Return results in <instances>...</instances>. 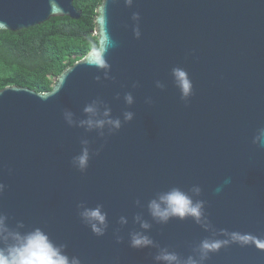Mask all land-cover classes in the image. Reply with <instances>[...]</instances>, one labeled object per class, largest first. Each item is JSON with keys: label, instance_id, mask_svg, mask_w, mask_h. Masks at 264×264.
Returning <instances> with one entry per match:
<instances>
[{"label": "water", "instance_id": "water-1", "mask_svg": "<svg viewBox=\"0 0 264 264\" xmlns=\"http://www.w3.org/2000/svg\"><path fill=\"white\" fill-rule=\"evenodd\" d=\"M81 15L74 0H0V31ZM95 35L99 45L106 37L115 44L106 56L107 77L89 66L87 55L49 92L0 90V213L8 226L43 229L82 264H156L157 248L129 244L131 232L143 231L134 221L141 214L152 225L146 234L181 259L195 255L204 239L227 238L205 264H264V148L253 142L264 128V0H133L131 6L101 0ZM175 67L193 84L186 101ZM93 100L101 102L99 118L108 107L111 118L121 119L118 132L66 123L65 110L86 119L83 109ZM126 111L133 121L124 122ZM82 139L91 153L83 172L71 163ZM193 186L201 188L193 198L205 203L201 224L152 220L147 204L157 193ZM81 203L103 205L105 235L82 222Z\"/></svg>", "mask_w": 264, "mask_h": 264}, {"label": "clouds", "instance_id": "clouds-1", "mask_svg": "<svg viewBox=\"0 0 264 264\" xmlns=\"http://www.w3.org/2000/svg\"><path fill=\"white\" fill-rule=\"evenodd\" d=\"M118 3L119 0H113ZM126 4L131 6L133 0H125ZM139 14L133 15V20L138 21ZM141 35L139 27L135 29V36L139 38ZM114 42L106 37L101 45H93L88 53V64L98 70H103L107 77L111 70L106 56ZM176 87L180 90L181 98L188 100L192 95L193 84L186 70L175 67L172 69ZM99 79V77H97ZM156 86L163 88V85L157 81ZM126 103L131 106L133 104V96L127 93L124 96ZM101 102L93 100L87 104L83 112L86 119L77 120L74 113L65 110L64 119L69 126L80 127L88 132L100 130L103 135V129L108 126L111 134L118 132L122 128L120 118H111V109L105 107L103 117H98V105ZM134 119V113L126 111L123 113L124 122H131ZM257 146L264 148V128H261L253 141ZM82 149L79 155L72 158V166L83 172L87 169L91 158L89 141L81 140ZM95 154H99L97 151ZM4 184L0 183V194H3ZM217 191H220L217 189ZM201 188L193 186L190 191H184L179 187H172L167 191L159 192L152 198L148 204V213L152 220L157 224L166 225L173 219L181 221L192 219L197 224H201L205 217V203L203 200L194 199L199 196ZM139 205L140 201L137 200ZM79 216L82 222L90 227L96 236L105 235L108 225V215L104 211L103 205L98 204L95 207H88L84 203L78 205ZM134 221L139 224L143 231H133L129 234V244L134 249L157 248L158 253L154 259L156 264H205L210 254L217 252L222 246L229 243V239H204L198 247L194 248L195 255L181 259L176 253L170 252L167 248H160L158 244L146 233L151 230L152 225L144 219L143 215L137 214ZM120 225H127L128 219L121 216ZM25 225L20 222L15 228L8 226V217L0 213V264H82L79 257L69 256L66 252L67 246L55 243L50 236L41 228L37 227L29 231H21ZM221 235L235 239L236 233H228L222 230ZM122 237L117 233V242H121Z\"/></svg>", "mask_w": 264, "mask_h": 264}, {"label": "trees", "instance_id": "trees-1", "mask_svg": "<svg viewBox=\"0 0 264 264\" xmlns=\"http://www.w3.org/2000/svg\"><path fill=\"white\" fill-rule=\"evenodd\" d=\"M101 0H74L81 18H51L18 32L0 31V90L18 86L46 93L59 75L99 45L96 9Z\"/></svg>", "mask_w": 264, "mask_h": 264}]
</instances>
